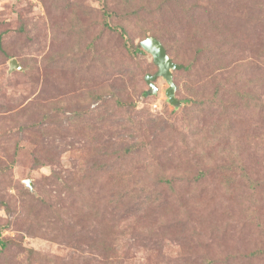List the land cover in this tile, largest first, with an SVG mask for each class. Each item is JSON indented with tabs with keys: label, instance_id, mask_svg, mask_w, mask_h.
I'll list each match as a JSON object with an SVG mask.
<instances>
[{
	"label": "rangeland",
	"instance_id": "374dc122",
	"mask_svg": "<svg viewBox=\"0 0 264 264\" xmlns=\"http://www.w3.org/2000/svg\"><path fill=\"white\" fill-rule=\"evenodd\" d=\"M0 37V264H264V0H0Z\"/></svg>",
	"mask_w": 264,
	"mask_h": 264
},
{
	"label": "water",
	"instance_id": "95a60500",
	"mask_svg": "<svg viewBox=\"0 0 264 264\" xmlns=\"http://www.w3.org/2000/svg\"><path fill=\"white\" fill-rule=\"evenodd\" d=\"M143 50L149 53L156 66L158 67V71L154 75H147L146 82L149 85L150 93L155 94L158 92V88L154 84V82L158 78H163L169 85V88L166 91V96L169 100V103L178 107L181 105V102L176 98V84L174 83L173 72L177 70H181L184 68V65L177 64L173 62V60L168 56L167 51L160 40L154 37H148L140 43ZM10 71H14L16 69L21 70L18 62L15 59L10 61ZM27 186L32 190V183L30 180L26 181Z\"/></svg>",
	"mask_w": 264,
	"mask_h": 264
},
{
	"label": "trees",
	"instance_id": "16d2710c",
	"mask_svg": "<svg viewBox=\"0 0 264 264\" xmlns=\"http://www.w3.org/2000/svg\"><path fill=\"white\" fill-rule=\"evenodd\" d=\"M0 41H1V37H0ZM137 50L139 51V52H142V50H143V48L141 47V45L139 44V46H137ZM184 69V68H183ZM182 70V69H181ZM177 71H179V70H177ZM150 93V92H149ZM149 93L148 92H144V94H148L149 95ZM175 109H177V107L175 108ZM9 240H7V239H5V238H3V239H1L0 240V246H1V248L2 249H7L8 248V246H9Z\"/></svg>",
	"mask_w": 264,
	"mask_h": 264
}]
</instances>
